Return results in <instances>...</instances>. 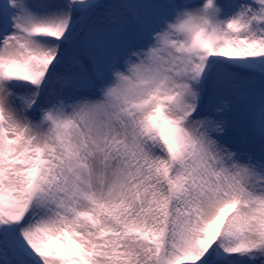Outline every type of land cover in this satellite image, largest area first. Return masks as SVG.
Returning a JSON list of instances; mask_svg holds the SVG:
<instances>
[{"label":"snow or ice","instance_id":"obj_1","mask_svg":"<svg viewBox=\"0 0 264 264\" xmlns=\"http://www.w3.org/2000/svg\"><path fill=\"white\" fill-rule=\"evenodd\" d=\"M0 264H264V0H0Z\"/></svg>","mask_w":264,"mask_h":264},{"label":"rangeland","instance_id":"obj_2","mask_svg":"<svg viewBox=\"0 0 264 264\" xmlns=\"http://www.w3.org/2000/svg\"><path fill=\"white\" fill-rule=\"evenodd\" d=\"M239 147H241L242 149H246V148H248L249 146L246 145V144H240Z\"/></svg>","mask_w":264,"mask_h":264}]
</instances>
